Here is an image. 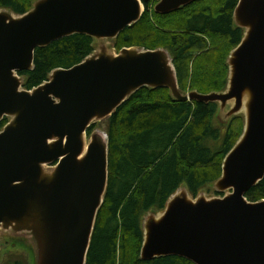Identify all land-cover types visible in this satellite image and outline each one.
Returning <instances> with one entry per match:
<instances>
[{
	"label": "water",
	"instance_id": "1",
	"mask_svg": "<svg viewBox=\"0 0 264 264\" xmlns=\"http://www.w3.org/2000/svg\"><path fill=\"white\" fill-rule=\"evenodd\" d=\"M198 0H160L168 15ZM141 0H37L24 15L0 10V236L31 242L34 264H87L109 182V139L94 132L138 91L168 89L179 102L217 103L223 121L244 115L242 137L227 154L216 192L194 198L186 187L142 223V261L179 257L194 264H264V200L247 193L264 180V0H239L244 37L228 59L225 92L184 94L166 49L108 43L143 17ZM74 35L95 40L94 53L25 90L19 73L35 53ZM229 105L230 110L225 112Z\"/></svg>",
	"mask_w": 264,
	"mask_h": 264
},
{
	"label": "trees",
	"instance_id": "2",
	"mask_svg": "<svg viewBox=\"0 0 264 264\" xmlns=\"http://www.w3.org/2000/svg\"><path fill=\"white\" fill-rule=\"evenodd\" d=\"M36 1L0 0V10L24 15ZM141 1L142 19L111 41L113 49H166L182 93L225 92L229 56L244 37L234 22L239 0H198L168 15L155 12L154 0ZM94 44L89 36L74 35L38 48L34 70L19 73L25 79L23 88L31 91L53 71L82 63L94 53ZM219 114L217 103L179 102L168 89L144 88L107 121L92 125L88 137L98 124L106 125L109 182L87 264H194L179 257L142 261V223L147 214L163 212L178 189L186 187L196 198L221 177L225 157L244 133L245 117L217 125ZM8 122L5 118L0 123V133ZM246 198L263 201L264 180ZM5 264L30 263L24 255L10 254Z\"/></svg>",
	"mask_w": 264,
	"mask_h": 264
},
{
	"label": "rangeland",
	"instance_id": "3",
	"mask_svg": "<svg viewBox=\"0 0 264 264\" xmlns=\"http://www.w3.org/2000/svg\"><path fill=\"white\" fill-rule=\"evenodd\" d=\"M143 3V2H142ZM111 48H113V43L108 41ZM115 50V49H114ZM116 51V50H115ZM117 53V51H116ZM232 105H229L225 112L229 111ZM222 114L218 115L216 124L219 125L222 123L223 117ZM95 132H104L106 133V125L98 124ZM90 142V137L87 138V143ZM216 190L214 186L206 189L202 193H205L208 198L216 197ZM31 242L26 237H15L10 233H4L0 236V264H5L10 254L12 255H24L29 260V263L32 264L33 253L31 248Z\"/></svg>",
	"mask_w": 264,
	"mask_h": 264
},
{
	"label": "built area",
	"instance_id": "4",
	"mask_svg": "<svg viewBox=\"0 0 264 264\" xmlns=\"http://www.w3.org/2000/svg\"><path fill=\"white\" fill-rule=\"evenodd\" d=\"M157 1H160V0H154V4H155Z\"/></svg>",
	"mask_w": 264,
	"mask_h": 264
},
{
	"label": "flooded vegetation",
	"instance_id": "5",
	"mask_svg": "<svg viewBox=\"0 0 264 264\" xmlns=\"http://www.w3.org/2000/svg\"><path fill=\"white\" fill-rule=\"evenodd\" d=\"M153 3H154V2H153ZM157 4H158V3L156 2V3H155V6H156ZM155 6H154V9H155ZM112 49H113V48H112Z\"/></svg>",
	"mask_w": 264,
	"mask_h": 264
}]
</instances>
